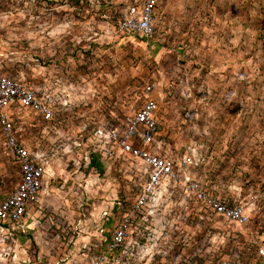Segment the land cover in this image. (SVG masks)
<instances>
[{
    "label": "rangeland",
    "instance_id": "obj_1",
    "mask_svg": "<svg viewBox=\"0 0 264 264\" xmlns=\"http://www.w3.org/2000/svg\"><path fill=\"white\" fill-rule=\"evenodd\" d=\"M158 1L153 33L146 39L118 29V21L138 9L140 0H0V74L33 90L53 113L51 121L40 122L12 108L15 130L27 147L45 153L48 166L31 212L18 225L0 230V264H260V202L248 210L244 226L210 214L176 187L156 196L140 214L126 207L138 165L120 154L106 133L120 128L142 104L145 85L153 84L157 138L168 154L188 156L189 147L199 145L202 152L220 144L221 107L234 98L212 94L221 90L224 70L201 67L203 59L192 48L206 47L207 54L219 52L231 61V75L251 96L238 108L264 105V98L252 96L264 89V78L261 87L253 81L264 72V42L259 40L264 18L260 31L255 25L260 0H228L225 26L220 14L227 0H213L218 10L205 40L196 38L194 18L175 24ZM90 153L97 155L93 166L88 165ZM203 164L204 159L188 172L201 176ZM206 165L214 169L216 164ZM17 177L0 137V200ZM251 183L240 178L229 185L245 190ZM123 214L130 217L124 240L108 251Z\"/></svg>",
    "mask_w": 264,
    "mask_h": 264
},
{
    "label": "built area",
    "instance_id": "obj_2",
    "mask_svg": "<svg viewBox=\"0 0 264 264\" xmlns=\"http://www.w3.org/2000/svg\"><path fill=\"white\" fill-rule=\"evenodd\" d=\"M156 4L157 0H140L138 9L134 8L132 12L130 10L126 17L118 21V29L148 39L153 33ZM152 91L153 84L145 85V99L142 104L125 117L120 128H111L106 133V138L117 147L119 153L138 165V180L132 183V196L126 204L128 211L140 214L156 196L167 190L174 191L176 187V190H182L210 214L236 226L247 224L249 215L239 203L217 195L207 182L188 172V167L196 168L204 159L196 147H189V155L180 157L172 156L162 149L157 138L158 104L150 96ZM15 106L32 113L40 122H49L53 118L48 102L19 80L0 74L1 144L18 169L13 189L0 200V230L6 229L8 225H18L31 212L37 203L48 166L45 153L40 149L27 147L15 130L12 119V108ZM129 218L128 214H123L115 223L108 242V251L115 250L123 242L129 227ZM256 255L260 264H264V245L257 247Z\"/></svg>",
    "mask_w": 264,
    "mask_h": 264
},
{
    "label": "crops",
    "instance_id": "obj_3",
    "mask_svg": "<svg viewBox=\"0 0 264 264\" xmlns=\"http://www.w3.org/2000/svg\"><path fill=\"white\" fill-rule=\"evenodd\" d=\"M158 3L161 5L160 8L165 18L175 19V24L178 23L176 19L186 17L194 18L196 20L195 36L196 38L198 37L197 39L205 40L207 39V32H213L214 13L218 10L214 8L213 0H159ZM260 3L257 9V16L260 20L255 21V25L259 31V27L262 25L261 20L264 18L262 12L264 10V0H260ZM225 4L226 6L224 9L222 1L220 15L223 24L229 23L228 0ZM260 8L262 10H260ZM224 18L225 21H223ZM203 19H205V22H203ZM225 25L226 24L223 26ZM208 38L212 39V35ZM259 40L264 42V36L259 35ZM204 43H206V41H204ZM196 47L197 48H192L191 51L193 54H198V56L202 57L203 60L199 64L201 67H205L206 69L222 68L224 70L222 85L220 84L221 86H218L221 90L214 89L212 94H221L222 96L228 97L230 100L234 98L231 105L229 104L225 108L221 107V114L223 115L221 126L223 127V132L220 144L218 147H215L214 144L215 149L212 151L210 149V151L204 149L201 152L204 157V164L202 170H198V174L202 177H207L206 182L208 185L216 184L222 187L220 189H215L213 185L210 186L217 195L228 201L239 203L245 209L246 213L249 214L248 210H252V208L259 205L258 202L264 204V105L252 106V108L249 105L238 108V105L242 104L241 102H245V99L251 98V96L250 94H246V91L240 89V82H235L236 77L231 75L235 70L234 66L232 67L231 61L229 59H224L225 57L222 55L219 56V52H213V54H216V56L213 57V55L207 54L209 51L207 50L208 48ZM216 49L217 51L218 49L220 50V48ZM237 61L239 62V60ZM239 69L237 72L241 74L243 70L241 68ZM262 73L263 74L259 77L253 79L256 84L259 83V81L261 82L264 78V72ZM230 78L232 81H230ZM224 83H227L228 88L225 87L224 89ZM231 85L233 90H231ZM261 85L262 82L259 87H261ZM252 96L254 98H264V89L258 88L253 92ZM234 102L237 104L235 108H233ZM245 108L248 110L247 112H245ZM200 145L204 147V144ZM198 146L199 145H197L196 148L199 151ZM212 162L216 164L214 165L215 168H207L206 164L210 165ZM201 176L198 177L202 178ZM228 176L229 178H226ZM240 178L251 179V186L244 190L234 185L233 189H231L232 186L229 184L239 181ZM252 186H254V188H252ZM257 187H260L261 191L258 190L259 188ZM257 190L259 192H255Z\"/></svg>",
    "mask_w": 264,
    "mask_h": 264
},
{
    "label": "trees",
    "instance_id": "obj_4",
    "mask_svg": "<svg viewBox=\"0 0 264 264\" xmlns=\"http://www.w3.org/2000/svg\"><path fill=\"white\" fill-rule=\"evenodd\" d=\"M87 157H88V156H87ZM96 157H97V155H96L95 153H90V154H89V157H88V165H89V166H93L94 158H96ZM108 220H109V219H107V220L105 221V223L108 222ZM109 241H110V239H109ZM109 241H108V242H109Z\"/></svg>",
    "mask_w": 264,
    "mask_h": 264
}]
</instances>
